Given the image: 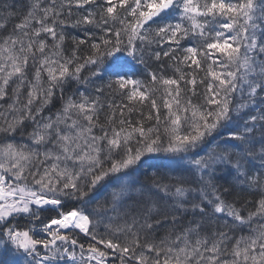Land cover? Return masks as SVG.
I'll list each match as a JSON object with an SVG mask.
<instances>
[{
  "label": "snow or ice",
  "instance_id": "obj_1",
  "mask_svg": "<svg viewBox=\"0 0 264 264\" xmlns=\"http://www.w3.org/2000/svg\"><path fill=\"white\" fill-rule=\"evenodd\" d=\"M13 15L0 264H264V0H31L9 29Z\"/></svg>",
  "mask_w": 264,
  "mask_h": 264
},
{
  "label": "trees",
  "instance_id": "obj_2",
  "mask_svg": "<svg viewBox=\"0 0 264 264\" xmlns=\"http://www.w3.org/2000/svg\"><path fill=\"white\" fill-rule=\"evenodd\" d=\"M31 0H0V15L6 16L8 12H12L14 15L8 20V28L15 23H18L19 20L23 17L24 14L28 11ZM7 6V7H6ZM78 30H72V34L76 35ZM75 87V86H73ZM72 89H69L71 91ZM60 107V101L57 99L49 106V109L46 111V115H51L55 113L56 110ZM31 129H27L30 131Z\"/></svg>",
  "mask_w": 264,
  "mask_h": 264
}]
</instances>
